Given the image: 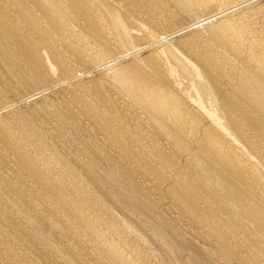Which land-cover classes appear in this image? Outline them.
<instances>
[{
  "label": "bare ground",
  "instance_id": "bare-ground-1",
  "mask_svg": "<svg viewBox=\"0 0 264 264\" xmlns=\"http://www.w3.org/2000/svg\"><path fill=\"white\" fill-rule=\"evenodd\" d=\"M1 219L23 264H264V0H0Z\"/></svg>",
  "mask_w": 264,
  "mask_h": 264
},
{
  "label": "rangeland",
  "instance_id": "rangeland-1",
  "mask_svg": "<svg viewBox=\"0 0 264 264\" xmlns=\"http://www.w3.org/2000/svg\"><path fill=\"white\" fill-rule=\"evenodd\" d=\"M188 22V20H183V22L182 23H187ZM189 23V22H188ZM80 73H78V75H79ZM60 96V95H59ZM123 106V105H122ZM122 108H127L128 109V106L126 105H124ZM121 108V109H122ZM124 111V110H123ZM135 116H136V114H135ZM143 122H144V120H143ZM77 182H78V184L80 183L79 181H76V182H73L72 183V187H75L76 185L78 186V184H77ZM75 183V184H74ZM155 194V193H154ZM154 197H157V194H155L154 195ZM172 214H173V212H172ZM174 216H175V213L173 214ZM103 218H105V216L103 215ZM1 222L2 223H4V221L1 219L0 220V225H1ZM178 222L179 223H181V224H179V226H181L182 228L183 227H185V226H187L186 225V223H185V221L184 220H182V218H181V220H178ZM4 225V226H3ZM6 225V223L5 224H2V228H5V229H2V231H0V234H1V236H3V237H1L0 236V246H1V244L2 245H4V246H1L0 248V252L2 253V251L4 250V249H6L7 250V248H8V250H10L9 252H11L12 254H14L13 252H17V251H19V249H20V251L22 252V254L24 255L25 254V256L24 257H26L27 258V251H26V253H25V251H23V250H26V249H22L23 248V245L21 246V244L17 241V240H15V239H13L14 237H13V235H12V233L11 232H9L8 233V230H6V229H8V227H7V225ZM0 228H1V226H0ZM1 230V229H0ZM4 230V231H3ZM7 231V232H6ZM183 231H185V230H183ZM1 232H5L4 233V235L1 233ZM6 234V235H5ZM7 234H10V236L9 237H11V239L7 236ZM5 239V240H4ZM9 239V240H8ZM78 239V238H77ZM15 240V241H14ZM80 240H83V241H85V243H87L88 242V240H86L85 238H83V236L82 237H80ZM80 240H78V241H80ZM7 241V242H6ZM4 242V243H3ZM82 242V241H81ZM16 243V244H15ZM15 244V245H14ZM19 244V245H18ZM5 245H6V247H5ZM12 245H13V247H12ZM17 245V246H16ZM11 246V247H10ZM154 246L155 247H157L155 244H154ZM10 247V248H9ZM16 247V248H15ZM18 247V248H17ZM11 248H12V250H13V252L11 251ZM15 249H17L16 251H15ZM22 249V250H21ZM3 251V254H1L0 253V264H7V263H11V264H23V263H20V262H22V260H23V258L22 257H17V255H12L11 253H9L8 252V250L7 251ZM140 251V250H139ZM184 252V251H183ZM4 253H7L6 255H4ZM9 253V254H8ZM186 253V254H185ZM185 253H184V255L187 257L188 256V252H186L185 251ZM137 254L139 255H143L142 253H139V252H137L136 254H134V255H132L133 257H130V260H132V261H134V262H136L137 261V259H139V258H137L138 256H137ZM12 256L14 257V256H16V257H14L13 259H12ZM137 256V257H136ZM11 257V258H10ZM22 258V259H21ZM144 258H146V259H144ZM17 259V260H16ZM19 259V260H18ZM21 259V260H20ZM3 260H4V262H3ZM9 260V262H7ZM12 260V261H11ZM89 261H90V263L91 264H95V262L94 261H92L91 262V260L90 259H88ZM140 260H143V262L145 261V263H146V261L148 262V264H159L155 259H153L151 256H147L146 254H145V256L143 257L142 256V258H140ZM15 261V263H12V262H14ZM18 263H17V262ZM20 261V262H19ZM172 261V262H171ZM173 261L174 260H170L169 262V264H175V263H177L176 261H174V263H173ZM151 262H153V263H151ZM156 262V263H155ZM147 264V263H146Z\"/></svg>",
  "mask_w": 264,
  "mask_h": 264
}]
</instances>
